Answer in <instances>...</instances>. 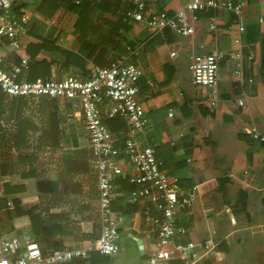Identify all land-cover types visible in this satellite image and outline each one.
<instances>
[{
    "label": "crops",
    "instance_id": "1",
    "mask_svg": "<svg viewBox=\"0 0 264 264\" xmlns=\"http://www.w3.org/2000/svg\"><path fill=\"white\" fill-rule=\"evenodd\" d=\"M42 1L19 0L13 6L12 15L23 29V48L38 36L65 50L79 51L81 42L73 29L77 15L62 7L40 13ZM189 1L148 0V4L156 12L172 14ZM237 1L243 5L242 34L226 8L229 2ZM22 2L25 7L19 8L17 15L15 7ZM119 8L125 16L132 5L120 4ZM210 18H214L213 31ZM128 21L131 29L125 34L134 42V50L128 48L121 57L109 49L105 59L107 63L122 60L141 70L138 99L146 126L136 141L154 149L162 169L178 178L180 194L196 191L192 205L176 216L186 233L176 236L175 241L211 239L216 244L213 252L195 249L196 258L190 254L167 264H264V142L250 136L253 130L264 135V117L255 119L259 112L264 114V81L259 76L264 0H222L216 9L199 13L188 37L169 30L154 33L144 23ZM4 45L3 62L9 69L21 57ZM217 51L226 55L219 65L217 87L193 86L190 58ZM57 74L62 79L75 71L57 69ZM212 92L217 95L213 106ZM24 100L18 118L11 113V130L16 129L11 158L16 171L0 177L6 178L0 182V193L3 184L9 183L11 201L18 202L9 233L33 238L47 252L95 245L100 232L97 177L80 108L76 102L60 99L56 106L59 127L57 124V129L48 133L47 104ZM125 130L124 123L118 132L112 131L117 146ZM118 164L122 173L115 179L117 195L112 209L119 219L121 251L115 256L93 252L82 264H146L156 249V234L143 215L146 207L154 212L153 204L147 199L131 200V192L140 186L129 179L138 172L122 153ZM125 181L132 189L120 193ZM120 207L135 211L126 214Z\"/></svg>",
    "mask_w": 264,
    "mask_h": 264
},
{
    "label": "built area",
    "instance_id": "2",
    "mask_svg": "<svg viewBox=\"0 0 264 264\" xmlns=\"http://www.w3.org/2000/svg\"><path fill=\"white\" fill-rule=\"evenodd\" d=\"M19 0H0V50L4 41L10 52L24 49L22 44L23 29L12 15L13 6ZM120 4L130 3L132 9L125 13L126 18L135 23H144L154 33L169 30L181 37H188L194 32V24L200 12L216 9L222 0H190L180 9L169 14L166 11H154L148 0H118ZM163 1V0H159ZM227 10L232 14L239 34L245 32L242 20L243 5L240 1L229 2ZM24 19L27 16L23 15ZM259 22H263L260 18ZM210 30H214V18H210ZM226 57L222 52L195 54L190 58L189 71L192 85L200 88H214L218 83L219 65ZM28 62L25 58L9 69L0 54V91L8 99H39L41 97L59 98L76 102L82 113L84 130L89 149L93 157V167L97 177L99 236L97 243L84 249L44 252L38 242L28 236L19 238L11 234L0 236V264H70L87 260L90 254L97 252L102 256H115L120 251L119 219L112 209L116 198L115 179L122 170L118 157L122 153L127 163L136 169L138 174L129 179L131 184L140 187L130 194L131 200L147 199L153 204L144 209L145 221L153 227L156 234V249L146 259V264H167L172 260L194 255L199 249L204 253L216 250V244L209 239L200 243L176 242V236H183L185 228L176 222L179 211L192 205L196 191L184 195L178 191L179 180L169 176L162 169L161 162L155 158L151 146H139L137 136L143 133L146 126L144 108L138 99V81L141 70L133 64L122 60L111 61L108 66L96 67L94 76L80 79L69 75L62 79L27 81ZM239 75V74H238ZM217 95L210 94L213 106ZM242 105V102H240ZM106 114L110 118L124 120L126 130L120 146L114 141L113 133L103 122ZM172 116V113L169 114ZM253 140L264 142V135L251 131ZM2 194L0 193V200ZM7 208H12L8 201Z\"/></svg>",
    "mask_w": 264,
    "mask_h": 264
},
{
    "label": "trees",
    "instance_id": "3",
    "mask_svg": "<svg viewBox=\"0 0 264 264\" xmlns=\"http://www.w3.org/2000/svg\"><path fill=\"white\" fill-rule=\"evenodd\" d=\"M119 6L120 2L118 0H115L112 4L108 3L107 0H43L38 9L40 13L48 10L54 11L62 7L64 10L77 15L73 29L78 34L77 37L81 42V46L79 51L72 52L58 47L55 41H50L45 37L35 36L28 42L24 49L18 51L20 57L27 59L28 62V71L24 76L25 79L27 81H35L36 79L48 80L51 78L59 79L57 78V69L65 71L72 69L75 71V75L72 76L87 79L94 76L96 67L108 66L113 61L111 60L107 63L105 59L109 49L121 57L127 54L128 48L134 50V42L129 40L125 34L131 29L128 25V18L119 13ZM22 7H25L23 2L15 7L17 15L20 14L19 8ZM97 9L101 10L103 14L110 12L111 15L116 16V19H106L105 15L97 19L94 16L95 12L98 11ZM93 19L99 20L100 24L94 26ZM105 27L108 28L107 32L102 30ZM92 37L96 38L91 43L89 39ZM168 41L170 42V40ZM122 43L124 46H122ZM4 44L5 42L1 41L0 54L2 56L6 54ZM132 61L135 62V58H132ZM38 100L47 104L45 111V116L47 117L46 132L50 133V131L57 129V124L59 127V123L56 122L58 117L56 106L60 99L41 97ZM24 106L25 100L23 98L8 99L0 91V177L11 176V173H15L16 171V164L13 163L11 158V142H14L13 138L15 137L16 129L11 130L7 128V125L11 124V113L14 111L16 118H18L19 112L20 110L23 111ZM257 115L255 116L257 120L264 117L262 112H259ZM103 122L111 132H118L124 127L122 119L118 117L112 119L106 114L103 116ZM19 157L20 155L15 157V159ZM120 159L122 160L123 157L121 156ZM2 187L3 195L0 200V236L7 233L4 232L5 226L8 227V233L11 232V219L18 214V202L16 200L11 201V184L4 183ZM123 189L129 191L132 189V185H129L125 181L122 183L120 193H122ZM8 201H11L12 209L7 208L6 203ZM124 209H126V214H131L135 211V209H128L127 207L119 208L120 211ZM41 248L44 252H47L42 246ZM83 261H75L70 264H82Z\"/></svg>",
    "mask_w": 264,
    "mask_h": 264
},
{
    "label": "rangeland",
    "instance_id": "4",
    "mask_svg": "<svg viewBox=\"0 0 264 264\" xmlns=\"http://www.w3.org/2000/svg\"><path fill=\"white\" fill-rule=\"evenodd\" d=\"M38 1V0H36ZM41 1V0H40ZM115 0H107L108 3L112 4V2H114ZM98 11L95 12L94 16H96V18L98 19V17L102 16V15H105L106 16V19L109 18L111 20H115L116 19V16L114 15H111L110 12H106V13H102L101 10L97 9ZM68 21V20H66ZM72 21V20H71ZM93 24L94 26H98L100 24V21L99 20H96V19H93ZM103 31L106 30V28H102ZM96 38V37H95ZM95 38H93V40H95ZM122 46H124V44L122 43ZM110 55V58L113 59L115 58L114 54L113 53H109ZM217 87V86H216ZM202 89H205V88H202ZM31 100V99H30ZM33 100H36V99H33ZM8 127L7 128H10L11 129V124L7 125ZM3 179H6V178H0V182L3 181ZM5 231L4 232H7L8 233V227L5 226ZM8 234H11V233H8Z\"/></svg>",
    "mask_w": 264,
    "mask_h": 264
},
{
    "label": "water",
    "instance_id": "5",
    "mask_svg": "<svg viewBox=\"0 0 264 264\" xmlns=\"http://www.w3.org/2000/svg\"><path fill=\"white\" fill-rule=\"evenodd\" d=\"M261 67L259 68V76L264 81V35L261 40Z\"/></svg>",
    "mask_w": 264,
    "mask_h": 264
}]
</instances>
